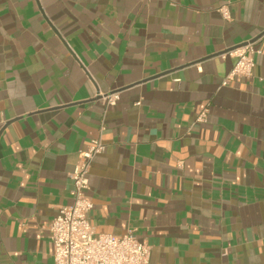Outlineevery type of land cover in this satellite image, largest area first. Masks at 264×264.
Returning <instances> with one entry per match:
<instances>
[{
  "label": "crops",
  "instance_id": "1",
  "mask_svg": "<svg viewBox=\"0 0 264 264\" xmlns=\"http://www.w3.org/2000/svg\"><path fill=\"white\" fill-rule=\"evenodd\" d=\"M94 138L97 233L134 230L149 264H264V0H0V264H54Z\"/></svg>",
  "mask_w": 264,
  "mask_h": 264
},
{
  "label": "built area",
  "instance_id": "2",
  "mask_svg": "<svg viewBox=\"0 0 264 264\" xmlns=\"http://www.w3.org/2000/svg\"><path fill=\"white\" fill-rule=\"evenodd\" d=\"M229 18L226 6L221 7ZM260 37L247 41L222 54L232 55L237 61L223 84L252 75L255 55L261 52L255 45ZM106 105H114L120 98L118 91L101 96ZM205 112L200 115L204 119ZM101 138L91 140L86 149L79 151V160L71 173L73 203L63 206L49 225L53 237L54 264H149L151 246L140 240L134 230L117 236L97 233L90 220L93 200L87 195L90 170L95 157L105 151Z\"/></svg>",
  "mask_w": 264,
  "mask_h": 264
}]
</instances>
